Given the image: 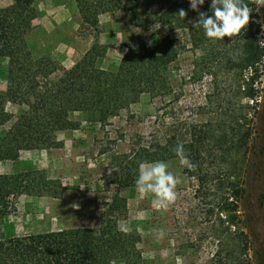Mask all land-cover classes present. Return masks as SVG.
<instances>
[{"label":"rangeland","instance_id":"374dc122","mask_svg":"<svg viewBox=\"0 0 264 264\" xmlns=\"http://www.w3.org/2000/svg\"><path fill=\"white\" fill-rule=\"evenodd\" d=\"M7 1L11 0H0V3ZM172 3L183 6L181 9L186 15L182 21L188 26L174 21L168 24L153 21L145 28L103 13L99 16V32H88L84 36L78 34L75 0H36L29 8L33 18L32 28L26 34L27 46L35 58L44 57L60 74L71 68L94 41L106 48L98 65L114 69L128 44L142 38L163 52L165 39L171 36L179 52L171 67L175 92L166 98L144 97L128 109L115 110L103 125L75 113L73 118L79 119L81 125L77 129L58 131L56 146L21 150L16 161L0 159V173L38 170L61 185L57 194L24 193L13 199L8 212L0 214V239L67 227H96L106 204L118 194L126 200L125 207L117 211L118 226L139 237L133 259L140 264H224L228 252L237 247L238 242L234 241L241 232L244 242L240 244H246V249L239 259H245L246 264H264V197L262 207L256 211L255 199L251 196L237 200L235 214L221 211V192L208 182L207 188H210L203 196L202 191H197L198 180L188 176L187 166L181 165L177 157L161 160L181 178L176 187V199L167 207L154 204L150 195L142 196L135 185L119 186L112 182L119 163L126 159L133 146L162 139L172 131L180 136L185 126L212 118L218 94L232 96L234 103L238 101L237 88L231 79L237 73L244 78L252 74L250 68L229 69L225 64L230 57L240 54L241 33L209 39L202 28L193 26L198 12L189 8L188 0H142L146 12L161 11ZM199 11L204 12L201 6ZM251 15L250 12L249 21ZM7 64L6 58H0V109L12 113L15 119L27 104L7 99ZM258 69L261 74L257 84L261 90L258 103L250 98L242 100L250 105L246 109L252 130L248 153L250 168L256 167L257 161L264 168V149L259 154L264 144V57ZM10 124L0 126V137ZM247 177L244 174L245 185ZM237 179L238 173L232 177L233 181ZM252 185L254 191L259 186L264 196V180L259 182L252 178ZM232 215H236L235 223L229 221ZM156 229L164 231L162 239L156 238ZM122 263V260L111 262Z\"/></svg>","mask_w":264,"mask_h":264},{"label":"trees","instance_id":"16d2710c","mask_svg":"<svg viewBox=\"0 0 264 264\" xmlns=\"http://www.w3.org/2000/svg\"><path fill=\"white\" fill-rule=\"evenodd\" d=\"M35 1L14 0L9 6L0 8V58L8 60L6 96L13 103L27 104L15 119L12 113L0 109V126L11 122L0 137V159L16 161L21 150L56 146L58 131L77 129L81 125L79 119L73 118L75 113L103 125L113 111L128 109L144 97L153 100L174 94L171 67L179 52L171 36L166 37L163 52L142 38L135 44H128L114 69L98 65V59L106 51L98 41H94L83 56L61 74L44 57L35 58L26 43L33 18L28 10ZM75 3L81 36L99 32V16L103 13L145 28L153 21L163 24L174 21L188 26L178 15V10L183 7L178 3L149 12L142 6V0H75ZM210 3L211 0H205L201 6L208 15H211ZM240 33V54L225 62L229 69L237 66L252 69V74L246 78L237 73L231 79L237 88L238 101L234 103L232 96L218 94L212 118L185 126L180 136L172 131L162 139L133 146L114 172L113 183L134 186L139 162L176 157V145L183 144L188 160L194 165L191 169L187 167L186 173L198 180L197 191H202L203 196L210 188H207L208 182L221 192V211L235 214L237 200L247 196L253 197L258 207H262L263 191L258 186L255 193L252 178L263 181L264 168L260 161L256 167L249 165L252 130L246 109L250 105L242 100L250 98L258 103L261 92L257 87L261 78L258 66L263 60L264 47L251 23ZM263 149L264 144L259 154ZM237 173L238 179L233 181L232 177ZM244 174L248 176L247 185L243 184ZM58 190H61L59 181L48 178L42 171L0 173V214L5 215L12 200L24 193L42 196L57 194ZM125 205V198L115 194L106 204L96 227H67L0 239V264H111L114 260H122V264H140L133 259L139 237L118 226L117 211ZM253 207L255 210V205ZM236 219V215H232L229 221L235 223ZM236 239L234 242L238 245L228 252L224 264H246L245 259L238 257L245 254L246 244L241 246L243 233Z\"/></svg>","mask_w":264,"mask_h":264},{"label":"clouds","instance_id":"9594fccd","mask_svg":"<svg viewBox=\"0 0 264 264\" xmlns=\"http://www.w3.org/2000/svg\"><path fill=\"white\" fill-rule=\"evenodd\" d=\"M205 0H188L189 8L198 12V18L193 26L202 28L206 38L221 39L239 34L249 22L250 9L243 0H211L209 10L211 15L199 11ZM259 6H264V0H256ZM178 15L184 18V9L178 10ZM175 155L181 165L193 168L185 154L183 144H177ZM181 183V178L169 170L166 161H141L137 166L135 186L142 195H150L152 202L160 207H167L176 199V187ZM156 238L162 239L164 231L156 229Z\"/></svg>","mask_w":264,"mask_h":264},{"label":"flooded vegetation","instance_id":"af4514ba","mask_svg":"<svg viewBox=\"0 0 264 264\" xmlns=\"http://www.w3.org/2000/svg\"><path fill=\"white\" fill-rule=\"evenodd\" d=\"M243 2L248 5L252 14L248 24L251 23L254 26L257 32V36L260 39L261 45L264 47V6L258 7L256 0H243ZM256 210H259L258 202L255 203V211ZM256 214L257 213H255V215ZM254 216L253 220L255 218Z\"/></svg>","mask_w":264,"mask_h":264},{"label":"crops","instance_id":"0c3cea01","mask_svg":"<svg viewBox=\"0 0 264 264\" xmlns=\"http://www.w3.org/2000/svg\"><path fill=\"white\" fill-rule=\"evenodd\" d=\"M12 2H13V0H11V1H7V2H5V3H0V8H1V7L8 6V5H10ZM77 22H78V21H77ZM78 26H79V25H78ZM77 30H78V28H77Z\"/></svg>","mask_w":264,"mask_h":264}]
</instances>
